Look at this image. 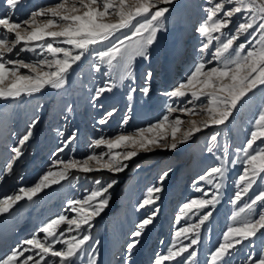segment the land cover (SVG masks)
Segmentation results:
<instances>
[{"label":"snow or ice","instance_id":"6c2138e0","mask_svg":"<svg viewBox=\"0 0 264 264\" xmlns=\"http://www.w3.org/2000/svg\"><path fill=\"white\" fill-rule=\"evenodd\" d=\"M4 3L12 11L0 17V100H16L24 95L41 93L45 88L61 89L67 82L69 71L86 55H94L98 61L95 71L100 72L101 65L106 64L109 68L120 69L121 81L128 79L132 76V62L137 57L148 59V49L157 41V34L164 30L169 8L159 5H170L173 0H59L52 6L37 9L21 22L14 21L12 14L22 0H4ZM206 5L205 19L196 29L202 38L199 52L210 53L211 59L207 63L211 64L214 60L219 66L205 70L202 56L191 74L165 93L170 100L179 104L169 105L167 114L158 122L134 134L96 139L93 149L103 146L106 152H93L83 160L70 158L67 161H53V167L57 170H49L33 186L20 187L15 194L0 199V214L8 212L19 201H31L44 189L68 180L73 171L85 174L106 171L115 176L123 172L128 166L125 162L132 160L139 152L153 148L174 151L204 129L224 125L249 94L264 89V0H206ZM234 18H239V22L233 32L231 25ZM125 29L130 30V35L118 38L116 34ZM241 37L245 38L246 43H238ZM213 41H216L215 50L211 51ZM24 52L33 53L37 59L25 62L22 58L12 59L9 55L19 57ZM22 69L26 71L22 72ZM152 75L151 72L146 73L145 81H150ZM116 86L117 82L113 79L111 83L97 87L92 96L94 106ZM135 91V88L131 89V92ZM141 92L149 95L150 86L146 84ZM202 98H206V102ZM128 99H132L131 93ZM177 112L182 115L198 114L204 118L200 121L190 120L187 122L190 127L182 129L185 121L180 115L172 116ZM112 115L113 112H107L99 123H107V117ZM127 120L126 117L123 123L126 124ZM38 122V118L33 120L26 134L19 139L18 146L11 149L14 155L3 170L5 174L12 172ZM178 133L181 135L178 136ZM219 135V132H215L210 136L209 153H214ZM74 138L75 134L65 141L64 147ZM121 148L131 150L114 151ZM63 151L64 148L58 149V152ZM237 151L240 155L231 164H242L243 167L236 180L238 190L233 204L247 196L258 182L264 183V107L259 110L246 143ZM227 163L225 155L221 164L209 168L199 177V181L213 185L217 194L210 199L200 197L184 203L178 220L194 207L200 210L215 207L221 184H213V181L224 178V165ZM168 174H162L161 183ZM117 183L114 178L107 182L95 179L96 187L87 195L68 202L69 210L75 213L72 218L61 214L50 219L39 228L42 238L33 234L21 241L9 255L0 259V264H75L76 258L86 251L85 245L95 251L90 235L92 221L108 206L110 190ZM195 190L203 196L208 195L200 187ZM160 191V187L149 188L139 208L154 204L158 199L155 194ZM249 199L250 202L233 213L232 223L223 233L222 241L211 252L208 264H229V258L238 246H244L245 242L251 244L258 234L264 238V188ZM155 214L153 211L131 233L132 239L127 245L129 255L140 243L139 238L152 223ZM211 215V212H207L199 217L198 223L175 231L167 253L159 254L154 264H195L197 253L189 250L199 242L201 225ZM64 224L68 227L60 229ZM73 231L77 234L71 235L70 239H62ZM181 236L189 243L177 246V239ZM57 245L62 247L58 248ZM91 264H96L95 257ZM246 264H264V253L255 258L250 256Z\"/></svg>","mask_w":264,"mask_h":264},{"label":"rangeland","instance_id":"374dc122","mask_svg":"<svg viewBox=\"0 0 264 264\" xmlns=\"http://www.w3.org/2000/svg\"><path fill=\"white\" fill-rule=\"evenodd\" d=\"M58 2L59 0H22L14 10L12 19L21 22L28 19L37 9ZM159 6L169 8L164 30L157 34V41L148 49L149 58L145 60L137 57L132 62V76L128 79L121 81L120 69L109 68L106 64L101 65L100 72L95 71L94 67L98 61L94 55H86L69 71L67 82L61 89L45 88L41 93L32 96L0 100V199L15 194L20 187L33 186L49 170H57L53 167L55 160H83L93 152H106L107 149L103 146L93 149L92 145L96 139L134 134L139 129L158 122L167 114L169 105L179 104L170 100L165 93L183 82L196 64L201 62L202 56L206 64L205 70L219 66L214 60L211 64L207 63L211 59L210 53L199 52L202 38L196 29L205 19L206 0H173L170 5ZM10 11L12 10L6 7L4 0H0V17L8 15ZM238 22L239 18H234L231 25L233 32ZM125 35H130V30L125 29L116 34L118 38ZM238 43H246L245 38L241 37ZM215 44L216 41H213L211 51L215 50ZM9 55L12 59L22 58L25 62L37 59L31 52L21 53L19 57ZM148 72L153 75L150 81H145ZM113 79L116 80L117 86L112 92L105 93L94 106L92 96L95 89L111 83ZM146 84L151 88L147 96L141 92V88ZM133 88L136 89L135 92H131ZM130 93L131 100L128 99ZM202 99L206 102V98ZM262 107L264 89H257L254 94L245 98L224 125L204 129L174 151L153 148L147 152H139L132 160L126 161L127 168L115 176L106 171L88 174L73 171L68 180L44 189L33 200L19 201L9 209L12 210V215L7 218L14 220L15 232H21L19 242L1 254L0 259L9 255L21 241L33 234L42 238L43 234L39 233V228L50 219L61 214L72 218L75 213L69 210L68 202L87 195L96 187L95 179L107 182L114 178L118 183L110 190L108 206L92 221L90 235L95 251L85 245L86 251L76 258L75 264H91L93 257L96 264H154L159 254L167 253L175 231L198 223L201 215L211 212L209 219L201 225L199 242L189 250L197 253L195 264H208L211 252L222 241L223 233L232 223L233 213L250 202L249 198L264 188V183L258 182L241 201L236 204L232 202L238 190L236 180L243 166L232 165L231 161L240 155L237 150L246 143ZM110 111L113 115L107 117V123L101 125L99 121ZM177 115L185 121L182 129L190 127L188 121H200L204 118L198 114H172L173 118ZM126 117L128 120L125 124L123 121ZM37 118L39 122L23 147L22 156L14 163L12 172L5 174L3 170L14 155L11 149L18 146V141L26 134L29 124ZM215 132L220 134L216 142L217 147L214 153H209L208 141ZM73 134L75 138L64 147L65 141ZM60 148H64V151L58 152ZM127 150L131 149L121 148L114 151ZM225 155L228 158V163L224 165L225 176L220 181H213V184H221L219 200L215 207L209 206L203 210L194 207L178 220L180 208L184 203L200 197L210 199L212 195L217 194L213 185L199 181V177L209 168L221 164ZM164 172L169 174L161 183L160 177ZM153 187L162 189L155 194L158 199L154 204L140 209L139 204L145 198L147 190ZM196 187L202 188L208 195L203 196L195 190ZM153 211L156 214L152 223L144 230L139 238L140 243L129 255L127 245L131 242V233L135 231L137 224L152 215ZM67 227L64 224L60 229ZM76 234L73 231L62 239H70L71 235ZM176 243L180 246L189 243V240L181 236ZM261 253H264V238L258 234L251 244L245 242L244 246L237 247L229 258V264H246L250 256L255 258Z\"/></svg>","mask_w":264,"mask_h":264},{"label":"bare ground","instance_id":"6f19581e","mask_svg":"<svg viewBox=\"0 0 264 264\" xmlns=\"http://www.w3.org/2000/svg\"><path fill=\"white\" fill-rule=\"evenodd\" d=\"M12 209V208H11ZM12 210L1 214L0 217V255L3 254L10 246L19 242L18 237L21 232H15L13 229L14 220L7 219L12 215Z\"/></svg>","mask_w":264,"mask_h":264}]
</instances>
